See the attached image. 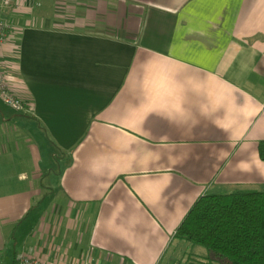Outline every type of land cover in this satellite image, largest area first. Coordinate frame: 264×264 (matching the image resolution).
Returning a JSON list of instances; mask_svg holds the SVG:
<instances>
[{
	"label": "crops",
	"instance_id": "0c3cea01",
	"mask_svg": "<svg viewBox=\"0 0 264 264\" xmlns=\"http://www.w3.org/2000/svg\"><path fill=\"white\" fill-rule=\"evenodd\" d=\"M0 264H201L208 194L264 192V0H14Z\"/></svg>",
	"mask_w": 264,
	"mask_h": 264
},
{
	"label": "trees",
	"instance_id": "16d2710c",
	"mask_svg": "<svg viewBox=\"0 0 264 264\" xmlns=\"http://www.w3.org/2000/svg\"><path fill=\"white\" fill-rule=\"evenodd\" d=\"M258 154L264 161V140L258 144ZM175 236L228 264H264V192L204 195L192 206Z\"/></svg>",
	"mask_w": 264,
	"mask_h": 264
},
{
	"label": "built area",
	"instance_id": "2783aa9c",
	"mask_svg": "<svg viewBox=\"0 0 264 264\" xmlns=\"http://www.w3.org/2000/svg\"><path fill=\"white\" fill-rule=\"evenodd\" d=\"M14 0H1V6L3 8L11 7ZM13 34V27L10 23L0 20V99L7 107L14 111H24L28 108V103L19 98L14 92L10 82L9 75L6 70V65L2 57V50L9 44L11 36ZM15 264H46L42 260L28 256L18 255L15 259Z\"/></svg>",
	"mask_w": 264,
	"mask_h": 264
},
{
	"label": "rangeland",
	"instance_id": "374dc122",
	"mask_svg": "<svg viewBox=\"0 0 264 264\" xmlns=\"http://www.w3.org/2000/svg\"><path fill=\"white\" fill-rule=\"evenodd\" d=\"M5 105V104H4ZM0 110L4 113H6L7 108L3 106V102L0 99ZM197 251H200L204 254L203 258H201V264H228L224 259L215 256L213 253L207 251L205 248L200 246H194V248H191ZM183 253V252H182ZM180 253L177 255L178 262L176 264H185L187 259H189L190 255L188 254H182Z\"/></svg>",
	"mask_w": 264,
	"mask_h": 264
}]
</instances>
